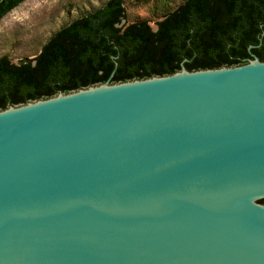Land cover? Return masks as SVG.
I'll return each mask as SVG.
<instances>
[{
    "label": "water",
    "instance_id": "water-1",
    "mask_svg": "<svg viewBox=\"0 0 264 264\" xmlns=\"http://www.w3.org/2000/svg\"><path fill=\"white\" fill-rule=\"evenodd\" d=\"M261 199L257 57L0 111V264H264Z\"/></svg>",
    "mask_w": 264,
    "mask_h": 264
},
{
    "label": "trees",
    "instance_id": "trees-1",
    "mask_svg": "<svg viewBox=\"0 0 264 264\" xmlns=\"http://www.w3.org/2000/svg\"><path fill=\"white\" fill-rule=\"evenodd\" d=\"M25 0H0V20ZM124 0L54 32L33 59L0 57V111L109 82L264 62V0H182L156 22H127ZM264 204V199L258 201Z\"/></svg>",
    "mask_w": 264,
    "mask_h": 264
},
{
    "label": "rangeland",
    "instance_id": "rangeland-1",
    "mask_svg": "<svg viewBox=\"0 0 264 264\" xmlns=\"http://www.w3.org/2000/svg\"><path fill=\"white\" fill-rule=\"evenodd\" d=\"M107 0H25L0 20V57L18 64L33 59L49 37ZM182 0H124L127 22L145 20L152 30Z\"/></svg>",
    "mask_w": 264,
    "mask_h": 264
}]
</instances>
